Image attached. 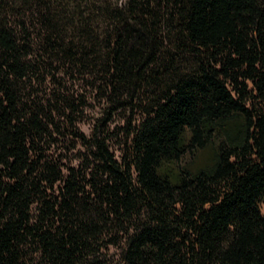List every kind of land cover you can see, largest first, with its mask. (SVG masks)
<instances>
[{
  "label": "trees",
  "instance_id": "obj_1",
  "mask_svg": "<svg viewBox=\"0 0 264 264\" xmlns=\"http://www.w3.org/2000/svg\"><path fill=\"white\" fill-rule=\"evenodd\" d=\"M0 264H264V0H0Z\"/></svg>",
  "mask_w": 264,
  "mask_h": 264
},
{
  "label": "rangeland",
  "instance_id": "obj_2",
  "mask_svg": "<svg viewBox=\"0 0 264 264\" xmlns=\"http://www.w3.org/2000/svg\"><path fill=\"white\" fill-rule=\"evenodd\" d=\"M81 127H82V129H83L86 133H89V127H88V124H87V123L82 124Z\"/></svg>",
  "mask_w": 264,
  "mask_h": 264
}]
</instances>
